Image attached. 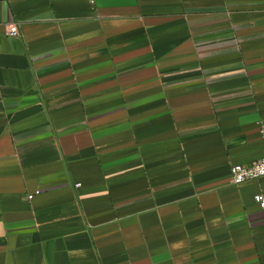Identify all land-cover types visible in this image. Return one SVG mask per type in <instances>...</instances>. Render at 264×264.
Listing matches in <instances>:
<instances>
[{"label":"crops","instance_id":"0c3cea01","mask_svg":"<svg viewBox=\"0 0 264 264\" xmlns=\"http://www.w3.org/2000/svg\"><path fill=\"white\" fill-rule=\"evenodd\" d=\"M263 156L264 0H0V264H264Z\"/></svg>","mask_w":264,"mask_h":264},{"label":"built area","instance_id":"2783aa9c","mask_svg":"<svg viewBox=\"0 0 264 264\" xmlns=\"http://www.w3.org/2000/svg\"><path fill=\"white\" fill-rule=\"evenodd\" d=\"M94 2L95 0H89ZM9 35L20 34L18 24H11L8 28ZM232 179L235 184H242L252 180H259L264 177V156L250 164H236L231 168ZM32 197V196H31ZM255 200L264 208V195L257 194Z\"/></svg>","mask_w":264,"mask_h":264}]
</instances>
